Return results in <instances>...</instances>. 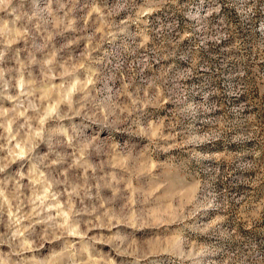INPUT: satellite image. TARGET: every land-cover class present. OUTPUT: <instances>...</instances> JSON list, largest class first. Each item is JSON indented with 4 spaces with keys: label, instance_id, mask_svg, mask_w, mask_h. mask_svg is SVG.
<instances>
[{
    "label": "rangeland",
    "instance_id": "1",
    "mask_svg": "<svg viewBox=\"0 0 264 264\" xmlns=\"http://www.w3.org/2000/svg\"><path fill=\"white\" fill-rule=\"evenodd\" d=\"M0 264H264V0H0Z\"/></svg>",
    "mask_w": 264,
    "mask_h": 264
}]
</instances>
